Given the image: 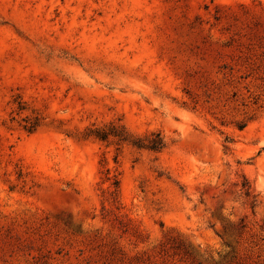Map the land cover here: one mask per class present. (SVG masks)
<instances>
[{
    "label": "rangeland",
    "instance_id": "obj_1",
    "mask_svg": "<svg viewBox=\"0 0 264 264\" xmlns=\"http://www.w3.org/2000/svg\"><path fill=\"white\" fill-rule=\"evenodd\" d=\"M0 264H264V0H0Z\"/></svg>",
    "mask_w": 264,
    "mask_h": 264
},
{
    "label": "trees",
    "instance_id": "obj_2",
    "mask_svg": "<svg viewBox=\"0 0 264 264\" xmlns=\"http://www.w3.org/2000/svg\"><path fill=\"white\" fill-rule=\"evenodd\" d=\"M112 132H107L105 130H97L96 131V137L105 140ZM159 136V135H158ZM134 145L140 147V148H148L150 150L154 151H160L164 148L165 143L162 138L150 140L149 144H142V143H134Z\"/></svg>",
    "mask_w": 264,
    "mask_h": 264
}]
</instances>
